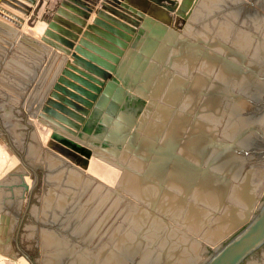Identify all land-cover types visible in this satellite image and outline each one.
<instances>
[{
	"label": "bare ground",
	"instance_id": "bare-ground-1",
	"mask_svg": "<svg viewBox=\"0 0 264 264\" xmlns=\"http://www.w3.org/2000/svg\"><path fill=\"white\" fill-rule=\"evenodd\" d=\"M20 1L27 4L26 6L29 5L25 0ZM172 1H174L176 8L178 9L183 6V0ZM241 2L244 3V5L245 3H249L247 0H189L188 4L185 6V12L188 15L185 22L186 30L184 31V34L182 33V30L180 32L184 35L183 37L186 42H183L181 47L178 46L180 50L177 49V51H174V54H177L176 56L179 58L173 69L174 73L178 75L177 77L186 76L184 79L187 78L188 88H171L169 97L167 96V98H170L172 101L171 105L175 103V106L168 107L167 104L169 101L165 100L166 97H164V100L167 104L157 103V106L162 107L159 109L160 117H165L166 115L164 116V113L167 111L169 114V124L167 122V127L165 126L166 129L164 127L165 131L163 132L164 129H160V127L163 126L161 122L156 128L157 131H161L157 137L158 141L161 142L159 147L161 149L164 148L163 150L166 151L168 147L174 145L179 152H182V154L184 153L194 167H198L199 163L207 164L210 161H212V167L210 169H205V165L200 169H195L196 167H185L181 163L176 162L170 156L165 155V152H158L151 157V163L154 164L153 167H150V163H147V171L141 176L142 178H139V182H134V180H136L134 179V176L124 172V179L121 178L119 181H121V185L125 192H135L140 196L142 201H148L153 198L154 210H144L146 212L145 214L140 207L139 210L141 211L131 208L132 211L129 218L131 224L124 230L113 231L115 236L113 237L114 240L112 245L108 243V238L107 243H103L101 248L96 247L98 249L95 252L92 251L94 254L90 256L91 260H89L85 254L78 252L75 256V263L71 260L73 264H126L129 258L135 256L141 258L139 264H198L200 260H202L204 244L206 242L212 243V241L218 239V237H220V235L227 229L238 225L244 217L243 212L249 210L254 203L255 198H257V195L263 190L264 162L259 161L251 154L248 156H240L239 152L243 147H252L257 139V132L261 133L264 130V113L257 116L258 111L256 110L257 114L255 115L256 111L254 108V98H256L257 95H262L264 93V83L262 82V79L260 80L261 74H259L263 73L264 75V4L262 3L261 7L259 6L257 9H252V12L247 11L248 9H241ZM0 8L10 10L24 20V22L19 23L10 18L9 15L7 16L0 11V27H3L4 30L8 31L7 38H10L12 42H15V37L17 35V37L25 42L28 47L29 42L31 41L32 44L34 43L37 47L42 45L41 31L43 30V27H39L37 30L39 36L36 35V32L32 29V27L36 28L38 26L35 23V16L38 12L37 5H32L30 6V10L28 9V11L25 10L23 12L14 7H10L4 2H0ZM24 9L27 8L24 7ZM200 17L205 19V21L202 22L204 25L200 24V26L203 25L202 32L200 31L201 36L200 33L198 34L199 31H197L199 29L192 22ZM1 29L2 28H0V30ZM170 29L178 32L176 25H170ZM198 39H201L203 42L197 41ZM15 44L18 46V43L15 42ZM20 46L21 45H19L18 48H20ZM224 47L228 49V52L232 51L236 53L234 55L237 61L244 58V64L250 68V71H248V73H238L235 69L219 60L218 58L220 56L226 55V53H221L219 51ZM26 53L29 52L27 51ZM34 57L36 58V56ZM44 57L42 56V58ZM43 61L45 60L43 59ZM55 62L56 61H53L54 64ZM8 63H10L11 67L14 66L13 61L11 60H9ZM173 76L176 78L175 75ZM40 77L43 78L41 73L38 78ZM169 83L167 85H169ZM165 86L163 89L166 88ZM159 90L158 92L161 94ZM168 91L169 90L167 89V92ZM162 92L166 94V92ZM40 94L42 95L41 92ZM160 94H158L159 97ZM15 99L16 98H14V100ZM158 100L161 99L159 98ZM24 101L26 103L21 105L24 109L23 119L22 117L19 119V115L16 116L17 113L14 115L10 112L8 107V109L3 111L1 117L2 121L0 122V132L4 135V137H0L4 140L5 137H7L5 140L7 144L5 143L4 146L5 151L4 153H0V179L3 177L6 181L5 186H0V200H5L6 203L9 201V206H13L12 211H15L12 213L13 217L8 220L4 218L13 231H17L18 227L20 228L21 223L23 224L27 215V175L28 167L30 165L28 161L30 153L33 151L31 149L34 147H31L30 138L32 136V131H29V125H36L37 130L35 129V135L39 137L42 136L44 139H41L45 143H43L45 145L43 146L44 149L49 140L48 137L51 136H49L51 130L45 127V125L37 119L36 115L33 117V114H30L31 116H26V109L28 110L30 107L28 95L25 97ZM16 103L18 102L16 101ZM151 108L153 110L155 109L153 107ZM166 109L167 111L165 112ZM155 111L153 112L155 113ZM150 113L152 112L150 111ZM31 118H35V120H31ZM157 118L158 117H156V119ZM162 119L164 120L165 118H161V120ZM3 127H5L6 130ZM153 137L154 135H150L149 139L152 140ZM226 140H236V147H224L222 144L230 143V141L226 142ZM1 142L2 141L0 140V144ZM145 145L142 151H145ZM35 157L36 155H34V159L37 158ZM45 160L52 168L53 164H56L52 156L47 155ZM136 164L138 168L141 166L140 162ZM108 165L93 158L90 161V166L86 174L89 173L93 176L97 175L101 177V179L107 180L110 184H113L114 182V184H116L120 178L121 170L119 172ZM249 165L250 169L248 168ZM142 166L144 167L143 164ZM53 169L54 170L51 171V176L55 177L57 181L55 178V181L51 180L53 183L45 189L46 191L41 202L46 214L47 212L55 214L62 211L61 208L65 200L64 189H62L63 187L61 188L63 182L67 183V185L69 184L68 189L70 186L80 184L77 175H75L77 174L75 170V174H73L72 172L68 173L69 171L59 172L55 170L57 169L55 166ZM132 172L135 173L134 170ZM78 176L83 175L80 173ZM120 187L119 184L116 188L118 189ZM89 189L87 190L89 191ZM111 190L113 191V188ZM98 191L99 190L96 188V192ZM93 192L95 193V191ZM76 195L78 194H75V196ZM78 198L80 197L78 196ZM70 199L71 198H68L69 202ZM73 203L74 201L72 204ZM86 205L88 206V204ZM208 205L215 206V211L212 210V208H208ZM23 206L24 211H26L25 214L20 213ZM81 207H83V205ZM18 208L20 212H18ZM81 210H83V208ZM156 210L161 214L165 213L163 218ZM93 213L94 212L91 213L92 216ZM174 213H183L181 219L184 221V223L182 222L184 225H182L184 227L183 229L186 230L188 228L196 230L197 227H200V221L203 217L206 218L209 216L210 218L208 219L214 218L212 219L211 225L207 220L203 222L206 226L202 227L203 229L201 230V233L203 234L200 235L201 240H198V238H195L192 234L183 236L184 234L181 233V231H176V227L171 226L168 218H172L171 215ZM1 216L4 217V213L3 215L1 214L0 217ZM92 216H89L88 219L92 218ZM50 218H52V216ZM77 218H75V220ZM105 219L106 217L101 221H104ZM100 223L92 229V237L99 232ZM186 224L190 227L186 228ZM137 227H142V229L136 235V238H134L132 234ZM44 230H40V237L42 239L40 242L42 243L39 242L41 245L43 244L41 247L43 248L41 251L43 252L42 264L60 263V256L58 253L64 252L65 254V252L70 249V245L68 246L67 242L69 238L66 240L59 234L54 233V231L51 233L50 231ZM154 233H159L160 236L154 238L157 242L153 247L147 237ZM145 234L147 237H143ZM2 235L0 232V264H15L13 259L17 258V256H15L13 252L14 250L5 247L4 244H6L8 240L4 241L5 239L3 240ZM72 248L74 249L75 247ZM136 262H138V260ZM134 263L135 262H133V264Z\"/></svg>",
	"mask_w": 264,
	"mask_h": 264
},
{
	"label": "water",
	"instance_id": "water-1",
	"mask_svg": "<svg viewBox=\"0 0 264 264\" xmlns=\"http://www.w3.org/2000/svg\"><path fill=\"white\" fill-rule=\"evenodd\" d=\"M25 1L30 6L37 5L38 9L42 6V0ZM0 2L23 12L31 9L20 0ZM188 2L183 0V6L178 9L172 0L46 1V12L39 19L45 23L41 31L42 45L37 48L42 49L44 56L50 57V63L58 59L59 64L47 90L44 94L41 92L33 115L51 130V138L43 152L52 156L59 167L75 170L110 190L112 186L86 174L91 159L96 158L121 170L115 184V187L120 184V190L124 189L119 180L124 179V172L129 171V167L119 160L122 154L139 156L153 167L152 155L165 152L185 167H196L176 146L172 145L166 151L161 149L157 138L160 130H156L152 119L145 118L147 111L157 102L158 88L170 79L178 61L174 51L180 50L178 46L186 42L183 34ZM93 5L99 7L92 21L88 22ZM0 11L19 23L24 22L10 10L0 8ZM170 25H176L178 32L171 30ZM197 41L203 42L201 39ZM234 54L231 51L218 59L238 73H248L250 68L244 64V58L234 60ZM168 88H188L187 79L173 77ZM29 129L33 133L36 131L31 125ZM150 135H154L152 140ZM229 141L222 145L236 147V140ZM144 145L146 155L142 154ZM250 154L264 162V130L251 150L240 149V156ZM211 162L199 163L195 169L204 165L205 169H210ZM29 169L35 176V187L39 180L38 171L46 172L47 167L43 170L33 163ZM18 235L19 232L14 239L16 250L30 264H35L21 248ZM263 248L264 188L238 225L227 229L212 243L204 244L199 264H264Z\"/></svg>",
	"mask_w": 264,
	"mask_h": 264
},
{
	"label": "rangeland",
	"instance_id": "rangeland-1",
	"mask_svg": "<svg viewBox=\"0 0 264 264\" xmlns=\"http://www.w3.org/2000/svg\"><path fill=\"white\" fill-rule=\"evenodd\" d=\"M45 1L46 0H42V6L38 9V12H37V14L35 16V18H36L35 23L38 25V26L36 25L37 26L36 27L37 29L32 27V29L36 32V35H38V36H39V34L37 32L38 28L39 27H43L44 28V26H45V23L44 22L39 21L41 15L44 13V10L46 12L45 6H46L47 3L45 4ZM247 2H249L248 3L249 5L246 4V3L244 5V3L241 2L242 4H240L241 5L240 8L241 9L244 8L245 10L248 9L247 11H252V12H253L252 9H257V7H259V6L261 7L262 3L264 4V0H247ZM249 9H251V10H249ZM204 21H205V19L203 17L197 18V19H195V21H192L193 24H195L196 27L199 29V30H197V29L196 30L199 31L198 34L200 33V36H201V32H202L201 30L203 29V25H204L202 22H204ZM189 23H190V20H189ZM200 24H203V25L200 26ZM0 28H2L0 30V32H1L0 33L1 34L0 35V42H1L0 43V122H1L2 121V119H1L2 113H3V111L5 109H8V107L10 109V112H12L14 115L17 113L16 116L19 115L20 117L18 116V118L21 119V117H22V119H23V110L24 109H23V107L21 105L24 104V103H26L24 101V99H25V97H27V95L29 96V101H30L29 102V106L30 107H29L28 110L26 109V112L25 111L24 112L26 113V116H29L30 114L31 115L33 114L35 108L37 107V101L41 97L40 92H42L44 94V92L47 90L48 85L52 82V80H53V78H54V76L56 74L55 73V70H56V68H57V66L59 64V60L57 59V61L55 62V64H53V61L50 63V60L51 59H50L49 56H45L44 57V55H41V54H43L42 53V49L37 48V46H34L32 44H30L29 47H28V45L25 42H23L22 40H20V38L17 37V35H16V37H15L16 38V41L15 42L18 43V46L21 45L20 48H18L17 44H15L14 41L12 42L10 38H7V32L8 31L4 30L3 27H0ZM203 40H204V38H203ZM8 44H9V46H8ZM227 44H229V43H227ZM6 48H8V49H6ZM224 48H221L219 51L221 53H226V54H228L229 52H231V51L228 52V49H226V48L224 50ZM22 49H24V50H22ZM27 51L29 53H26ZM30 52H31V54H30ZM39 55H41V56H39ZM29 56L31 58L32 57L33 58L31 59ZM34 56H36V58ZM42 56L44 58H42ZM233 57L235 58V55H233ZM34 58H35V60H34ZM43 59L45 61H43ZM46 59H47V61H46ZM9 60L13 61V65L14 66H12V67L10 66V63H8ZM175 64H177V63H175ZM174 67H173V69H174ZM40 73L43 75V78L42 77L38 78V76H39ZM259 74H261L260 80L262 79V82L264 83V78H262V77H264L263 73H259ZM173 75H175L176 78L181 77V76L177 77L178 75H176L174 73V70H173V72L171 73L170 79L167 80L168 82L169 81L171 82L172 78L174 77ZM31 76H32V78H31ZM184 77H186V76H183L182 78H184ZM185 79H187V78H185ZM188 79H189V77H188ZM168 82H167V84H168ZM167 84L165 83L164 85H160V87H159L160 90H159V88H158V90L161 92V94L157 90V93L160 94V97H159V95L157 93H156L157 95L155 96L156 97L155 100L157 99V101H159V102H156L155 103V101H154V103L156 104V106H155V104H153L152 107L155 108V109L153 110L152 108H150V110H148V112L146 113L147 115L145 116L148 120H150V119H153V121L155 120L154 121L155 128H157V125L160 124V122H161V124L163 125V126L160 127L161 130L164 129L165 126L167 127V122L169 124V114H168V111L166 109L165 112L167 111L166 112L167 114L164 113V116L165 115L166 116L165 117H163V116L160 117L161 115L159 114L160 113L159 109H161L162 107H159L157 105L158 104H161V103L162 104H167L166 101H169L168 104H167L168 107L175 106V103H173L171 105L172 101L170 100V98H167V96L169 97V93L171 91V89L168 88L170 86V83H169V85H167ZM165 85H167V86H165ZM164 86L166 88L163 89ZM187 86H188V81H187ZM40 88H42V89H40ZM167 89L169 90L168 92H167ZM162 91L166 92L167 95L164 94ZM164 97H166L169 100H167L165 98V100H166L165 101L164 100ZM14 98L17 99V100L15 99V100L18 103H16V101L14 100ZM159 98L161 100H158ZM254 99H255L254 100L255 101L254 108H255V111L256 110L258 111V114H257V111H256L255 112V115L256 114H257V116L258 115H262L264 113V93L262 95H257V97L254 98ZM259 106H260V108H259ZM258 109H260L261 111L258 110ZM152 110L153 111L156 110L157 112L159 111L158 113L155 111V113H156L157 116H154L155 113ZM150 111L153 114L150 113ZM259 113H261V114H259ZM167 115H168V117H167ZM156 117H158L160 120L158 118L156 119ZM161 118H165V119L164 120L163 119L161 120ZM31 120H35V118H31ZM31 126H33V128H35L37 130L36 125H31ZM166 127H165V129H166ZM3 128L6 130L5 127H3ZM165 129L163 130V132L165 131ZM0 131H1V128H0ZM259 134L260 133L257 132L256 136L258 137ZM0 136L4 137V135H2L1 132H0ZM49 136H50V134H49ZM2 137H0V140L2 141L1 144H0V153H4V151H5L4 150V148H5L4 146H5V143H6L5 140L7 138V137H5V140H4ZM50 138H51V136L48 137V139H50ZM30 139H31V145H32L31 147H33V146L34 147L31 149V150H33L32 152L30 150V152H31L30 153V157L31 158L29 157L28 163L29 164H33L34 163L35 165L41 167L42 169L47 167V171L46 172H44L42 170H39L38 171L39 172V180H38V183L36 184V186L34 187L33 181L35 182V176H34V174L32 173V171L28 167V175H27V181H28L27 182V184H28L27 198H28V200L26 202L27 203V205H26L27 212L24 211V206L21 209V212H20V210L18 208V212L24 213V214L26 212L27 215H26V218H25V221L23 222V224L21 223L20 228L18 227L17 231L14 230L15 233H14L13 229L10 228V226L8 225V222L5 221V219L8 220L9 218L11 219V217H13L12 213L15 212V211L14 212L12 211L13 210V208H12L13 206L12 207H11V205L9 206V204H8L9 201H7V203H6L5 200L4 201L0 200V212H1L0 215L1 214L3 215V213H4V217H2V216L0 217V219H1V221H0V223H1L0 224L1 225L0 228L2 227L0 229V232H1V235L3 234L2 235L3 236V240L4 239H5L4 241H7L8 240L7 243L4 244L5 247H8V248L14 250L13 252H14L15 256H17V258H14L13 259L15 261V264H30L28 262V260L22 254H19L18 251L15 248L14 239L16 238L18 231H19L18 241H19L20 246H22L21 248L22 249L24 248L27 251V253L31 256V258H32V260L34 261L35 264H42V260H43V258H42L43 257V252H41L42 249H43V248H41L43 244L42 245L40 244V243H42V242H40L42 240L41 237H40V235H41L40 230H42V229L44 230V228H45L44 231L47 230V231H50L51 233H53V231H54V233L59 234L61 237H63L66 240L69 238L67 240L68 246L70 245V246L75 247V248L73 249L72 247L69 246V248L72 249V250L68 249L65 252V254H64V252H59L58 254L60 256V263L58 262L57 264H73V263H75V261H74L75 260V256L78 254V252L81 253V254H85L89 258V260H91L90 259L91 258L90 256H92L94 254L92 251L95 252L98 249L96 247L101 248V246L103 245V243H107L108 238H109L108 243L110 245H112L113 244V240H114L113 237L115 236L114 233H113V231L124 230V229H126L131 224V222L129 221V218H130L132 209L135 208V209L139 210V207L142 208V211L147 210V209H150V210L152 209V206L151 205H153V200H154L153 198L151 200H148L149 202L147 200H145V201L143 200L142 201L140 199V196L137 195L135 192H129V191L127 192L126 191L127 192L126 193L125 190H120V189L118 190L115 187V184H114L115 182L113 184H110V183L107 182V180L101 179V177H99L97 175L96 176L94 175L104 185H106V186L107 185L108 186H112V188H113V191H112V190H110L108 188H105V186L103 187V186L97 184L96 182H93L91 179L87 178L85 175L84 176H78V175H80V173L78 174L77 171H76L77 174H75V171L72 170V169H65V168L59 167L60 164L58 163L59 164L58 165L57 162L55 161L56 164H53V168H54V166H55V168H57L55 170H57L59 172L60 171H62V172L69 171L68 173H71L72 172L73 174L77 175V178H78L80 184H77V185L74 184L75 186H70L69 189H68L69 184L67 185V183H64L63 182V186H61V188L63 187L62 189H64L65 200H64V204L62 205V208H61L62 211L60 213H55V214L52 213V212H47V214H46L45 213L46 211L43 210V207H42V204H41L42 197H43V195H44V193L46 191L45 189H47L50 186V184L53 183V182H51V180L52 181H55L56 178L51 176V171L54 170V169L52 167H50L48 165V163H46V160H45V157H47V154H44V152H45L44 147H43V146H45L44 145L45 143L43 141L44 139L42 138V136H40V137L39 136H36L35 133H33V132H32V136H31ZM41 139H43V140H41ZM46 146H47V144H46ZM252 147H249L248 146V147H244V148L251 150ZM143 152H144V154H143ZM33 153H34V155H36V157H37V158L35 157L36 159H34ZM57 154L59 155V153H57ZM142 154L143 155H146V152L145 151H142ZM129 155H132V156H129ZM128 156H129V158H128ZM119 157H120L119 160L122 163L126 164L129 168L131 167L129 169L130 171H128V173L129 174H132L134 176V179H136V180H134V182H136V181L139 182L138 180H139V178H142L141 176H143L142 174L144 173V170H145V168L147 166V162L145 161L146 162L145 163L144 161H142V158L141 157H139V156L137 157V156H135L133 154H127V155L126 154H122ZM112 158L114 160L117 159L116 157H113V156H112ZM139 158H140V160H139ZM31 160H32V163H31ZM138 162L141 163V166L139 168L137 167V164H136ZM73 164H75V163H73ZM142 164L144 165V167L142 166ZM108 166H110L113 169H115V170H117V171L120 172V169L119 168H116V167L111 166V165H108ZM77 167L82 169V167L79 166V165ZM43 170H45V169H43ZM133 170L135 171V173L132 172ZM137 170H139V171H137ZM85 172H87V170H85ZM136 173H137V175H136ZM51 177H52V179H51ZM54 178H55V180H54ZM0 180H1L0 181V186H5V184H6L5 178L3 179V177H2ZM82 180H83V182H82ZM93 183H95V184H93ZM84 184H85V186H87V184H88V186L85 187ZM89 187H90V189H89ZM96 188H97V190H99L98 192H96ZM58 189H60V188H58ZM70 189H72V190H70ZM76 189H78V190H76ZM87 189H89V191ZM58 191H61V190H58ZM93 191H95V193ZM74 193L75 194H78V195L75 196ZM79 193H81V194H79ZM92 194H94V195H92ZM30 196H31V200H30ZM73 196H75V197L72 198ZM78 196L80 198H78ZM258 196L259 195H257V197ZM89 197H91V198H89ZM68 198H71L70 199V202H69ZM2 199H3V197H2ZM77 200H78L79 203L77 202ZM90 200H91V202H90ZM93 200H94L95 203L93 202ZM255 200H256V198H255ZM73 201H74V203L72 204ZM86 201H89V202H86ZM150 201H151V203H150ZM92 202H93V205H92ZM89 203H91V204H89ZM84 204H85V206H84ZM86 204H88V206ZM82 205H83V207H81ZM95 206H97V207H95ZM5 207H7V208H5ZM41 208H42V210H41ZM72 208H74V209H72ZM82 208H83V210H81ZM208 208H212V210H214V211L216 209L215 206H209V205H208ZM6 209H8V210H6ZM65 209H66V211H65ZM38 210H39V212H38ZM67 210H68V212H67ZM69 210L71 211V213H70ZM78 210H79V212H78ZM95 210H96V213H95ZM75 211H77V212H75ZM139 211H141V210H139ZM156 211H157L158 214L160 213V212H158V210H156ZM214 211H212V212H214ZM89 212H90V214H89ZM92 212L95 213V214L93 213V216L91 215ZM138 213H140V212H138ZM246 213H247V211L243 212V215H245ZM44 214H45V217L46 218L44 217ZM70 214H73V215H70ZM105 214H106V216H105ZM145 214H146V212H145ZM164 214H161L160 213V215H161L162 218H163ZM51 216H52V218H50ZM89 216L90 217L92 216V218L88 219ZM104 216L106 217V219L104 221H101L103 218H105ZM182 216H183V213L182 214L181 213H174V214H172L171 215L172 218H168L169 221H170L171 226L176 227V231H181V233L184 234L183 236H185V235L188 236V235H191L192 234V235H194L195 238H198V240H201L200 239V235L203 234V233H201V230L203 229L202 227L203 226H206V224H203V222L205 220H207V222L211 225L212 224V219L214 218L213 217L212 219H208V218H210L209 216L206 217V218L203 217L201 219V221H200L201 222V226L200 227H197L196 230H193L192 228L186 227V228H188L186 230V229H183L184 227H183L182 224L184 223V221L181 219ZM185 216H186V214H185ZM185 216H184V218H185ZM75 218H77V219L75 220ZM2 220H4V221H2ZM100 221H101V223H100ZM96 222H98V223H96ZM76 223H77V225H76ZM99 223H100V228H99V232H98L99 234L97 233L98 234V235L96 234L97 236L94 235L92 237L91 231ZM33 225H35V226H33ZM3 226L4 227H8L10 230L8 228H4ZM75 226H77V227H75ZM11 227H13V226H11ZM135 229L136 230L132 234V236H134V238H136V235L140 232V230L142 229V227L141 228L140 227H137ZM79 230H80V232H79ZM183 230H185V231H183ZM25 232H26V235H25ZM27 233H28V235H27ZM159 236H160L159 233H154V234H151L149 237H147V235L145 234L143 237H147L149 239V241H150V244L154 247V244L157 242V240H154V238L155 237L158 238ZM94 237H95V239H94ZM9 242H11V243H9ZM209 246L213 247V245H209ZM210 249L211 248H209L208 250H210ZM88 251L91 252V253H89ZM135 257H137V258H135ZM135 257L129 258L127 263L128 264H133V262H135L134 264H139L141 258L139 256H135ZM71 260L74 261V262L72 263ZM137 260H138V262H136ZM200 262H201V260H200ZM142 264H146V263H142Z\"/></svg>",
	"mask_w": 264,
	"mask_h": 264
},
{
	"label": "crops",
	"instance_id": "crops-1",
	"mask_svg": "<svg viewBox=\"0 0 264 264\" xmlns=\"http://www.w3.org/2000/svg\"><path fill=\"white\" fill-rule=\"evenodd\" d=\"M99 5H93L92 8L94 9L91 13H90V19L88 22H91V19H93V17L95 16L96 14V11L98 9Z\"/></svg>",
	"mask_w": 264,
	"mask_h": 264
},
{
	"label": "flooded vegetation",
	"instance_id": "flooded-vegetation-1",
	"mask_svg": "<svg viewBox=\"0 0 264 264\" xmlns=\"http://www.w3.org/2000/svg\"><path fill=\"white\" fill-rule=\"evenodd\" d=\"M250 165H253V164H250ZM250 165L248 166V168L250 169ZM264 249V248H263ZM263 249H261V250H263ZM256 254H258V253H256ZM244 264H249V263H244Z\"/></svg>",
	"mask_w": 264,
	"mask_h": 264
}]
</instances>
